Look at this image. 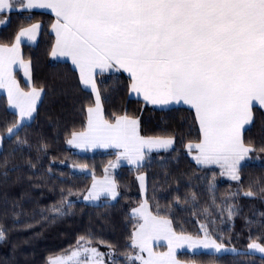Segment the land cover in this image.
Masks as SVG:
<instances>
[{"label": "trees", "instance_id": "trees-1", "mask_svg": "<svg viewBox=\"0 0 264 264\" xmlns=\"http://www.w3.org/2000/svg\"><path fill=\"white\" fill-rule=\"evenodd\" d=\"M52 18L41 10L0 14V19L8 20L0 25L3 44H11L20 27L40 22L36 42L23 43L21 54L31 60L30 84L44 89L32 119L12 137L7 127L16 122L17 115L8 107L5 95H0V228L5 232L0 241V264H49L50 257L65 256L77 248L81 237L89 245L109 251L108 264L114 259L116 264H127L124 254L133 251L129 237L136 223L130 208L141 201L135 181L138 171L145 174L149 209L171 219L175 232L197 235L206 229L216 240L236 249L182 251L179 257L202 264H264V255L245 250L251 240L264 244V151H260L264 148V115L258 106L254 107L255 126L245 135L256 151L241 162L240 179L233 180L221 166L197 164L189 154L187 144L200 140L192 108L146 104L129 95L126 73H98L106 119L112 121L115 115L127 113L139 120L143 136L172 137L174 143L148 153L136 168L119 166L114 173L116 199L87 202L82 192L89 179L102 172L115 152H78L66 145L73 131L84 129V109L93 103V95L81 85L69 61L50 57ZM18 82L22 88L29 86L20 78ZM71 164L87 165L93 172H74ZM248 191L254 195L246 196ZM228 209L233 215L229 216Z\"/></svg>", "mask_w": 264, "mask_h": 264}, {"label": "snow or ice", "instance_id": "snow-or-ice-1", "mask_svg": "<svg viewBox=\"0 0 264 264\" xmlns=\"http://www.w3.org/2000/svg\"><path fill=\"white\" fill-rule=\"evenodd\" d=\"M33 9H50L55 14L50 55L69 58L80 83L95 97L84 109V130L73 131L69 145L121 149L117 161L139 164L145 148H168L174 143L171 138L142 137L139 120L127 113L115 115L112 121L105 118L96 76L122 69L130 77L129 94L142 97L146 104L183 103L194 109L200 140L187 148L196 150L195 161L218 164L233 180L240 179L241 162L256 151L253 142L245 140L255 126L254 107L264 115V0H0V14ZM6 23L0 19V25ZM40 29V23H31L19 28L11 46L0 43V89L7 90V104L18 115L7 127L9 137L18 136L44 92L31 85L30 90H23L13 74V66L18 65L31 80V60L23 58L21 44L25 38L35 41ZM138 179L143 189L144 177ZM101 195L112 199L118 195L116 182L107 176L94 180L86 199ZM228 212L233 215L232 209ZM131 217L136 223L129 247L138 252L124 254L127 264H180L176 249L184 245L217 252L224 248L206 229L202 238L178 235L172 220L159 211L153 214L147 201L133 208ZM4 239L0 228V241ZM159 239L168 242L167 252L153 251L150 242ZM80 241L90 243L85 237ZM80 241L69 256L50 259L49 264H103L104 254ZM248 247L264 253L259 243Z\"/></svg>", "mask_w": 264, "mask_h": 264}, {"label": "rangeland", "instance_id": "rangeland-1", "mask_svg": "<svg viewBox=\"0 0 264 264\" xmlns=\"http://www.w3.org/2000/svg\"><path fill=\"white\" fill-rule=\"evenodd\" d=\"M34 10V9H33ZM45 12H47V11H45ZM51 14V13H50ZM52 16H53V18H52V21H51V23H50V25L52 24V23H54L55 22V19H56V17L53 15V14H51ZM32 23H40L39 21H33ZM28 26H30V24H28L27 26H25V27H28ZM51 30V29H50ZM51 32H52V30H51ZM53 33V32H52ZM18 34V33H17ZM36 38H37V36H36ZM36 40L37 39H35V41H28L26 38L24 39V42L25 41H27V42H25V43H28V44H33V43H35L36 42ZM14 42V41H13ZM12 42V43H13ZM11 43V44H12ZM11 44H9V46H11ZM22 46V45H21ZM52 46H53V44H52ZM52 48V47H51ZM21 52H22V50H21ZM26 60V59H25ZM27 61V60H26ZM13 74L15 75V78H16V80L18 81V78H20V79H22V81L23 82H25V83H28L29 84V86H28V88H22L23 90H25V91H28V90H30V83H31V80H28V78L27 77H25L24 76V72H23V69H21L18 65H16V66H13ZM82 85V84H81ZM32 86V85H31ZM83 86V85H82ZM84 87V86H83ZM98 87V86H97ZM37 88V87H36ZM39 89V88H38ZM88 90H90V89H88ZM90 92H91V90H90ZM92 93V92H91ZM1 94H4L5 95V97H6V99H7V90L6 89H0V95ZM92 95H93V103H94V100H95V97H94V94L92 93ZM39 102V101H38ZM38 102H37V104H38ZM92 103V104H93ZM102 103V102H101ZM9 107V106H8ZM10 108V107H9ZM12 110H14L15 112L17 111V110H15V109H12ZM34 114V113H33ZM33 117V116H32ZM17 119H18V115H17ZM32 118H30V119H25V121L24 122H28V121H30ZM137 119V118H136ZM86 120H87V115H86V118H85V126H86ZM85 128V127H84ZM84 129H82V130H77V131H83ZM139 134L142 136V137H145V138H159V139H169V138H171V139H173L172 137H146V136H143L141 133H140V131H139ZM0 137H2L1 136V134H0ZM71 138V135H70V137L68 138V139H70ZM67 139V140H68ZM67 140H66V145L70 148V149H72V150H74V151H78V152H90V151H113V152H115V155L111 158V160L105 165V166H103V168H102V172H100V173H98V174H93L92 176H91V178L89 179V181H88V187L82 192L83 193V195H82V199L83 200H85V201H87V202H91V203H94V202H98L99 200H101L103 197H106L107 199H109V200H114V199H112V197L111 196H109V195H101L100 197H99V199H91V198H88V199H86V197H88L89 196V192H90V190H91V187H92V184H93V182H94V180H96V181H102V180H104L105 179V177L107 176V177H109L110 179H112V180H114L115 181V179H114V173H115V170L119 167V166H121V165H126V166H129V167H132V168H136V167H138V166H140L141 164H143V162L145 161V157H146V155L148 154V153H150V152H154V151H160V150H164V149H167V148H152V149H148V148H145L144 150H143V159L139 162V164H129L128 163V161L127 160H125V159H120L119 161H117V154L120 152V151H122L121 149H117V148H113V147H109V148H102V147H82V148H78V147H75V146H73V145H69L68 143H67ZM1 141L2 140H0V146H1ZM173 141H174V139H173ZM191 143H196V142H191ZM189 144V143H188ZM187 144V145H188ZM173 145V144H172ZM171 145V146H172ZM171 146H169V147H171ZM168 147V148H169ZM189 154L191 155V157L194 159V156L197 154V152H196V150L195 149H193L191 152H189ZM195 160V159H194ZM113 164H115L116 166L115 167H112L111 165H113ZM216 165H218V164H216ZM220 166V165H219ZM70 168H71V170H73L74 172H79V173H92L93 172V170H92V168L91 167H89V166H87V165H83V164H71L70 165ZM222 170L224 171V173H225V175L226 176H229L228 174H227V172H226V170L224 169V168H222ZM140 176H143L144 177V181H143V189L141 188V182H140V180L138 179V177H140ZM230 177V176H229ZM135 181H136V184H137V191H138V193L140 194V196H141V201L139 202V204H137V205H133L131 208H130V212L132 213V209L133 208H136V207H139V205L142 203V202H144L145 201V186H146V178H145V174H144V172L143 171H138V172H136V174H135ZM174 231V230H173ZM178 235L179 234H184V235H191L192 237H194V238H196V237H200V238H202L203 236H204V229H202L201 230V233H199V234H197V235H193V234H187V233H179V232H176ZM210 235V234H209ZM211 236V238L212 239H215L212 235H210ZM216 240V239H215ZM217 241V243H222L223 245H224V248L221 250V251H219L218 253H221V252H228V251H236V249H234L233 247H231V246H226V244H224V242H222V240H216ZM253 242H256V243H259V244H261L262 246H264V244L263 243H261V242H259L258 240H251V241H249V243H248V245L249 244H251V243H253ZM151 243V247H152V249H153V251L154 252H156V253H161V252H167L168 251V242L166 241V240H164V239H159V240H153V241H151L150 242ZM83 246H85V247H95L100 253H103L104 254V257H103V264H108L107 262V260H106V254H107V252H109V251H107V250H105L104 249V247L103 246H101V245H99V246H91V245H89L88 243H83L82 244ZM79 247V246H78ZM77 247V248H78ZM77 248H75V249H73V251H75V250H77ZM246 251H248V252H252V253H256V254H258V255H264V253H260L259 251H257V250H255V249H249V247L247 246V248L245 249ZM182 251H189V252H197V251H206V252H217L215 249H213V248H203L202 246L201 247H198V248H189L187 245H184L183 247H180V248H177L176 249V258L180 261V264H202V263H198V262H196V261H193V260H187V259H183V258H181V257H179V253L180 252H182ZM72 252V251H71ZM136 252H138V250H133L131 253L132 254H135ZM71 253H69L68 255H65V256H52V257H50L49 258V261H50V259H56V258H60V257H67V256H69ZM109 255H110V253H109ZM142 255H144L145 256V258L147 257V253H143ZM85 257L84 256H82L81 257V259H84ZM138 262V264H140V262L139 261H137ZM211 264H215V263H211Z\"/></svg>", "mask_w": 264, "mask_h": 264}, {"label": "crops", "instance_id": "crops-1", "mask_svg": "<svg viewBox=\"0 0 264 264\" xmlns=\"http://www.w3.org/2000/svg\"><path fill=\"white\" fill-rule=\"evenodd\" d=\"M34 10H41V11H47L48 13H51V14H53L54 16H55V14L50 10V9H34ZM52 25V24H51ZM51 25H50V29H51ZM54 34V33H53ZM38 36V35H37ZM37 39V38H36ZM25 42H27V41H25ZM25 42H23V43H25ZM54 42H55V34H54ZM54 42H53V44H54ZM22 43V44H23ZM21 44V45H22ZM50 57H51V55H50ZM52 59H55V60H67V61H69L70 62V64L72 65V63H71V60L69 59V58H53V57H51ZM74 68H75V66L74 65H72ZM76 69V68H75ZM76 71H77V73H78V76H79V72H78V70L76 69ZM110 71H117L115 68L114 69H111V70H108V71H105V72H110ZM119 71H122V72H124L122 69L121 70H119ZM124 73H126L128 76H129V74L127 73V72H124ZM130 95V94H129ZM130 96H132V97H137L135 94H131ZM139 98H141L142 99V97H139ZM181 105H185V104H183V103H180ZM173 105H179V104H170V105H166V106H158V105H155V106H158V107H168V106H173ZM186 106H188V105H186ZM190 107V106H189ZM194 110V109H193ZM199 142V141H198ZM198 142H196V143H198Z\"/></svg>", "mask_w": 264, "mask_h": 264}]
</instances>
